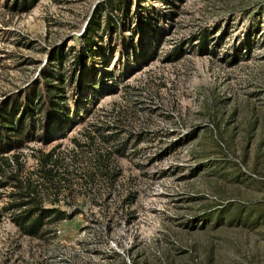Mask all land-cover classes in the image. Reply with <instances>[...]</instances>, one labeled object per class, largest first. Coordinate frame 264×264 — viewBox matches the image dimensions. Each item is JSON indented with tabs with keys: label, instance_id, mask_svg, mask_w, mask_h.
<instances>
[{
	"label": "rangeland",
	"instance_id": "rangeland-1",
	"mask_svg": "<svg viewBox=\"0 0 264 264\" xmlns=\"http://www.w3.org/2000/svg\"><path fill=\"white\" fill-rule=\"evenodd\" d=\"M12 1L0 99L58 46L70 70L92 18L97 49L66 79L59 134L5 153L66 218L23 233L0 182V264H264V0Z\"/></svg>",
	"mask_w": 264,
	"mask_h": 264
},
{
	"label": "trees",
	"instance_id": "trees-1",
	"mask_svg": "<svg viewBox=\"0 0 264 264\" xmlns=\"http://www.w3.org/2000/svg\"><path fill=\"white\" fill-rule=\"evenodd\" d=\"M38 2L39 0H13L9 6L16 11L26 12ZM96 10H99V5ZM95 28V20L92 18L79 38V46L71 59L70 70L65 69L66 49L64 46H58L50 54L38 78L29 87L0 99V171L9 178L0 182L2 185L13 182L16 190L12 192V196L17 200L7 207L16 210L13 219L23 233L30 236L40 235L47 223L65 219L66 214L59 208L44 206L37 196V185H32L33 182L29 178H20L17 171L6 168L11 162L5 153L19 150L30 141L46 140L52 133L59 134L58 131L64 127V119L70 117V110L62 97L64 84L67 78L74 82L79 68L88 64L95 55ZM108 28H114L115 31L117 28L111 12L106 14L104 29ZM198 41L199 46L204 49L209 43L208 34H200ZM15 156L19 161L18 153Z\"/></svg>",
	"mask_w": 264,
	"mask_h": 264
},
{
	"label": "built area",
	"instance_id": "built-area-1",
	"mask_svg": "<svg viewBox=\"0 0 264 264\" xmlns=\"http://www.w3.org/2000/svg\"><path fill=\"white\" fill-rule=\"evenodd\" d=\"M30 148V147H32V144H30L29 146H24V147H22V148H20V149H22L23 150V148ZM39 187V186H38ZM37 187V196L42 200V202H43V204L44 205H46L47 206V200H46V197H42L41 195H40V190H39V188ZM48 204L49 205H56V206H58L59 205V202H57V201H51V200H49V202H48Z\"/></svg>",
	"mask_w": 264,
	"mask_h": 264
}]
</instances>
